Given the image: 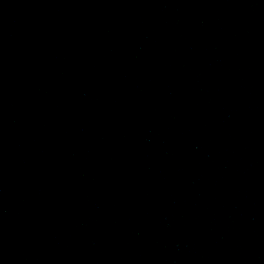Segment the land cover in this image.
I'll list each match as a JSON object with an SVG mask.
<instances>
[{"label":"water","instance_id":"1","mask_svg":"<svg viewBox=\"0 0 264 264\" xmlns=\"http://www.w3.org/2000/svg\"><path fill=\"white\" fill-rule=\"evenodd\" d=\"M0 52L57 264H264V0H0Z\"/></svg>","mask_w":264,"mask_h":264}]
</instances>
